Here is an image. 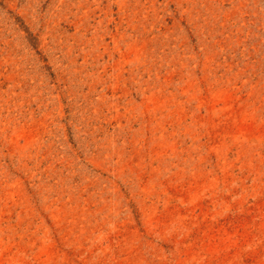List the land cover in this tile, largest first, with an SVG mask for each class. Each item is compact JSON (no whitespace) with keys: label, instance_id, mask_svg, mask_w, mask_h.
<instances>
[{"label":"rangeland","instance_id":"obj_1","mask_svg":"<svg viewBox=\"0 0 264 264\" xmlns=\"http://www.w3.org/2000/svg\"><path fill=\"white\" fill-rule=\"evenodd\" d=\"M0 264H264V0H0Z\"/></svg>","mask_w":264,"mask_h":264}]
</instances>
